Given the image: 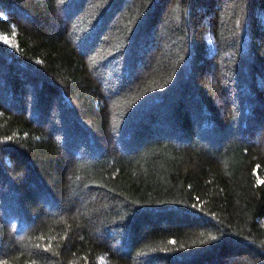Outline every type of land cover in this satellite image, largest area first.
<instances>
[{"label":"trees","instance_id":"16d2710c","mask_svg":"<svg viewBox=\"0 0 264 264\" xmlns=\"http://www.w3.org/2000/svg\"><path fill=\"white\" fill-rule=\"evenodd\" d=\"M0 264H264V0H0Z\"/></svg>","mask_w":264,"mask_h":264}]
</instances>
